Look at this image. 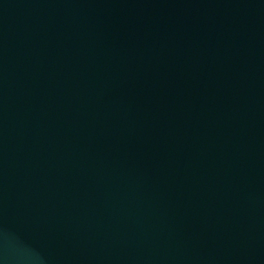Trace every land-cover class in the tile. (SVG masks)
I'll return each mask as SVG.
<instances>
[{
  "label": "water",
  "instance_id": "water-1",
  "mask_svg": "<svg viewBox=\"0 0 264 264\" xmlns=\"http://www.w3.org/2000/svg\"><path fill=\"white\" fill-rule=\"evenodd\" d=\"M0 264H264V0H0Z\"/></svg>",
  "mask_w": 264,
  "mask_h": 264
}]
</instances>
